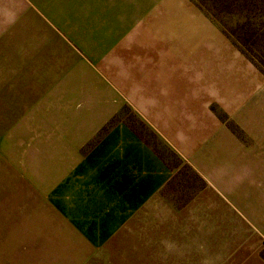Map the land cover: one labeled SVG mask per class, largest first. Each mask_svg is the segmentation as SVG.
Returning a JSON list of instances; mask_svg holds the SVG:
<instances>
[{
    "label": "crops",
    "instance_id": "crops-1",
    "mask_svg": "<svg viewBox=\"0 0 264 264\" xmlns=\"http://www.w3.org/2000/svg\"><path fill=\"white\" fill-rule=\"evenodd\" d=\"M153 7L152 0H0V264H30V250L54 252L38 264H264V242L223 243L213 233L207 243L201 227L182 243L165 244L166 251H181L176 258L147 257L141 252L158 250V244L137 243L122 244L124 252L137 253H123L117 262L97 258L175 175L125 121L99 135L110 112L126 105L188 160L213 189L215 204H230L229 216L241 214L250 224L247 234L264 239V74L197 8L184 4L186 18L175 22V38L154 34ZM79 8L81 18L67 14ZM31 9L57 10V27L69 41L101 54V74L117 100L90 133L54 131L57 148L48 152L45 123H57V35L31 28ZM99 30L102 53L89 43ZM215 105L241 125L244 140L223 124ZM15 137L23 140L21 162L14 159ZM52 153L57 156L47 159ZM47 172L52 184L46 194ZM254 187L262 190L261 209L244 214L242 208H253L256 200ZM30 202L52 205L54 233L80 236L85 259L62 263L55 254L59 244L30 246V236L44 234L47 224L46 212L30 214ZM63 249L79 250L73 243Z\"/></svg>",
    "mask_w": 264,
    "mask_h": 264
},
{
    "label": "rangeland",
    "instance_id": "rangeland-1",
    "mask_svg": "<svg viewBox=\"0 0 264 264\" xmlns=\"http://www.w3.org/2000/svg\"><path fill=\"white\" fill-rule=\"evenodd\" d=\"M184 4L199 9L207 19L216 23L246 58L264 74V47H261V43L258 42L255 46L247 44L248 48L253 49L255 54L253 58L230 35L233 32L240 34L243 38L253 37L254 34L257 35L255 31L260 29L259 32L263 34L257 37L264 38V27L261 25H264V0H152L153 8L158 9V23L154 34L163 38L165 36L174 37L177 34L174 26L175 22L180 17L186 18L185 13L187 11ZM81 9L67 12V14L77 15L81 18L80 15L85 12ZM102 13L103 10L99 12L98 17L100 19L103 18ZM28 14L31 28L36 25L38 34L45 36L57 35V123H45V146L48 152L57 148V135H53L54 131L67 130L84 134L90 133L102 124L108 110L111 108L110 106H113L117 100L115 92L108 90V80L101 74V54L99 56L92 55L93 51L87 48L86 43L69 41L65 32L57 27V10L31 9ZM248 15L249 20L246 19ZM187 18L191 19L192 17L188 15ZM251 23H255V25ZM89 28L96 32L101 27L89 26ZM98 33L99 35L94 34L93 41L89 43H92V46L97 45L100 48L99 52L102 53L104 43L101 31L99 30ZM242 40L244 41V39ZM212 109L219 113L224 125L243 140L245 139V131L238 122L230 117L227 111L222 110L219 112L216 105L212 106ZM110 114L109 120L99 128V135L121 121H125L134 130L142 133L144 139L151 143L158 154L175 170V175L158 199L145 206L141 212L127 222L119 234L113 237L110 250L97 252L98 259L110 258L117 262L118 258L123 257V253L131 255L137 253V251L124 252V250H121L123 248L122 244L125 243L158 244V250L142 251L141 253L148 255L147 257L150 254H157L158 258H166V254H173L176 258L181 251H166L165 244L182 243L188 238V233L192 234L193 229L198 227L206 231L207 243L213 241L215 237L213 233H218L216 237L221 234L223 243H235L237 241L239 243L264 242L261 234L253 236L247 234L245 228H249L250 224L241 214H236V218L229 216L230 213L234 212V208L230 204H215L213 202V189L194 170L188 160L182 158L174 147L165 143L158 134L154 133L151 126L135 113L132 107L126 105L119 112L113 114L110 112ZM66 116H75L76 121L64 122ZM95 140L93 139V142ZM22 141L20 138H14L13 154L16 162L22 161ZM31 141L30 139L29 142ZM55 155L53 153L47 154L46 158L50 160ZM50 176L51 173L48 172L45 175L46 194L51 190L49 187L52 184ZM253 194L256 197L253 208L243 207L244 214H251L252 210L256 212L257 209H261L262 190L259 187H254ZM199 197L206 199V202H198ZM29 206L30 214L40 210L46 212L47 217V224L44 228L45 233L30 236L31 247L37 242L46 244L47 248L51 244H55L57 248V244H59L62 250H56L55 254L56 259L57 254L60 256L63 260L62 263L67 259L80 262L86 258L88 252L80 250L84 242L80 236L54 233L57 230V224L56 229H54L53 208L49 202L45 204L30 202ZM216 206L218 207L215 208ZM198 212H200V217H198ZM219 216L222 217L219 218ZM60 226L63 225L60 224ZM232 229L234 230L232 231L233 234L230 233ZM59 230L64 231L65 229L59 228ZM65 243L76 244L79 250H64ZM50 253L53 254L54 252L30 250V264H38V260L48 259ZM242 253L244 254L245 251H242Z\"/></svg>",
    "mask_w": 264,
    "mask_h": 264
},
{
    "label": "trees",
    "instance_id": "trees-1",
    "mask_svg": "<svg viewBox=\"0 0 264 264\" xmlns=\"http://www.w3.org/2000/svg\"><path fill=\"white\" fill-rule=\"evenodd\" d=\"M242 15V14H241ZM248 17V18H247ZM246 17V19H248L249 20V15ZM248 22V21H247ZM252 25H255V23H251ZM262 25V27H264V25L263 24H261ZM247 26H248V24H247ZM259 30L260 29H257L256 31H255V33L257 34V35H253V34H250V35H253V37L251 36V37H245V38H243L240 34H235V33H233V32H231V37H233L234 39H235V41H237L241 46H243L244 47V49L254 58V53H253V49H250V48H248V46H247V44H249V45H251V46H255V45H257L258 44V42L259 43H261V47H264V38H258L257 36H262V34L259 32ZM242 39H244V41L242 40ZM263 57H264V55H263ZM261 63V62H260ZM262 64V63H261Z\"/></svg>",
    "mask_w": 264,
    "mask_h": 264
}]
</instances>
